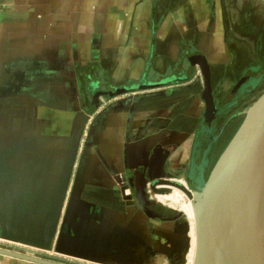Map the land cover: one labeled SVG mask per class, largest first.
I'll list each match as a JSON object with an SVG mask.
<instances>
[{
    "label": "crops",
    "instance_id": "crops-1",
    "mask_svg": "<svg viewBox=\"0 0 264 264\" xmlns=\"http://www.w3.org/2000/svg\"><path fill=\"white\" fill-rule=\"evenodd\" d=\"M233 6L232 0H0V241L39 249L33 245L48 217L57 209L59 227L75 193L74 215L88 220L87 236L121 233L120 252L82 260L178 264L179 254L189 260L191 224L142 200L177 205L167 198L180 190H151L149 162L157 149L165 155L166 179L201 186L226 142L217 93L244 72L255 74L253 88L264 86L261 34L255 47L246 30L232 31ZM195 52L211 65L217 114L210 126L204 80L188 59ZM122 88L136 90L109 95ZM0 264L37 263L0 254Z\"/></svg>",
    "mask_w": 264,
    "mask_h": 264
},
{
    "label": "water",
    "instance_id": "water-1",
    "mask_svg": "<svg viewBox=\"0 0 264 264\" xmlns=\"http://www.w3.org/2000/svg\"><path fill=\"white\" fill-rule=\"evenodd\" d=\"M259 1L264 3V0ZM188 59L193 67L200 69L204 80L202 97L206 104V123L210 126L217 114L211 65L202 52H195ZM161 85L148 84L139 88L146 90ZM132 90L136 89H117L109 95L119 96ZM243 115L206 180L196 189L166 179L165 155L161 149H157L150 159L151 190L164 195L176 188L192 204L195 229L193 264H264V92ZM77 204L80 205L76 194L72 193L59 227L60 213L53 210L33 246L84 260L106 259L114 255L121 244V233L114 232L100 238L87 236L88 220L78 222L74 215ZM124 233L129 235L126 230ZM0 254L37 264H63L1 248Z\"/></svg>",
    "mask_w": 264,
    "mask_h": 264
},
{
    "label": "rangeland",
    "instance_id": "rangeland-1",
    "mask_svg": "<svg viewBox=\"0 0 264 264\" xmlns=\"http://www.w3.org/2000/svg\"><path fill=\"white\" fill-rule=\"evenodd\" d=\"M232 2L234 6L233 8L228 7V10L230 11L231 15L229 16L228 14L227 17V19L230 20L232 31H234L235 26H237V29L239 30H243V31L246 30L248 32L246 39L251 41L255 47L257 45V42L259 41L258 36H256V34L257 35L261 34V38L263 41L262 46L264 47V10H263L264 8L262 4L259 3L257 0H232ZM216 18H218L217 20H219L218 11L216 12ZM246 21L247 23L245 24ZM224 22L226 25H228L227 20L226 21L224 20ZM229 28L230 26L228 25V29ZM253 76H255V74H251L250 72H244L242 75L238 77L237 81L234 84L232 83L226 85L223 90L217 93L216 100L218 106L221 109L223 108L224 110V112L222 111L220 112L221 114L219 113L217 115V118H220L221 116L224 115L223 118L220 119V127L225 129L224 134L230 132L233 128L237 126V124L240 125L244 117L243 112L257 97H259L264 92V86L261 89L253 88V85L255 84L254 81H251ZM225 137H226L225 135L221 136L220 139H223L224 141ZM186 186L190 188L189 185L186 184ZM171 193H173L172 189L168 194ZM168 194H164V195H168ZM178 195H181L182 197H186L181 191H179ZM149 198L150 197L147 196L146 199H144V201L142 200V206L146 205L147 209L149 208L157 209V211L162 212L164 217L165 215H170V217L179 218L181 222L183 221L186 222L187 219V221L191 224L192 230L194 231V241H192L189 260L184 258L185 255L182 256L179 254L175 256L174 262L178 264H193L194 250H195V229H194V219H193L194 215H193L191 202L187 198H184L183 200L184 205L182 208L188 207L187 208L188 210H183L179 204L170 205L168 202H161L159 200H156L155 197H153V200ZM187 202H189V205H187ZM9 247H10L9 245H6L4 248L0 246L1 249L25 254L40 259L51 260L63 264H83L76 262L71 263L67 260L59 261L55 258L56 256H50L47 254H41V253L32 254L30 253L32 252V249L30 248L26 249L22 247L19 248L16 247L9 248ZM162 264L165 263L163 262Z\"/></svg>",
    "mask_w": 264,
    "mask_h": 264
},
{
    "label": "built area",
    "instance_id": "built-area-1",
    "mask_svg": "<svg viewBox=\"0 0 264 264\" xmlns=\"http://www.w3.org/2000/svg\"><path fill=\"white\" fill-rule=\"evenodd\" d=\"M0 243H4L5 245H9L11 248H13V247H16V248L22 247V248H26V249L30 248V249H32V252H30L32 254L41 253V254H47V255H50V256H56L55 258H58L57 260H59V261L67 260V261H69L71 263L76 262V263L89 264L88 262H86V261H84L82 259H78V258H75V257L63 255V254H59V253H56L54 251H46V250L36 249V248L29 247L27 245L18 244V243L9 242V241H2L1 240ZM4 247L5 246H2V248H4Z\"/></svg>",
    "mask_w": 264,
    "mask_h": 264
},
{
    "label": "trees",
    "instance_id": "trees-1",
    "mask_svg": "<svg viewBox=\"0 0 264 264\" xmlns=\"http://www.w3.org/2000/svg\"><path fill=\"white\" fill-rule=\"evenodd\" d=\"M238 127H239V125L237 124V126L235 128H233L230 132H227L226 142H225L224 146L221 148V150L219 151L218 155H220L221 152L224 150V148L226 147V145L228 144V142L230 141V139L232 138V136L234 135V133L236 132Z\"/></svg>",
    "mask_w": 264,
    "mask_h": 264
},
{
    "label": "bare ground",
    "instance_id": "bare-ground-1",
    "mask_svg": "<svg viewBox=\"0 0 264 264\" xmlns=\"http://www.w3.org/2000/svg\"><path fill=\"white\" fill-rule=\"evenodd\" d=\"M167 199L170 200V201H172L174 204L184 203V201H183L184 199H183V197L181 195H179V197H177L176 199H170V198H167Z\"/></svg>",
    "mask_w": 264,
    "mask_h": 264
}]
</instances>
